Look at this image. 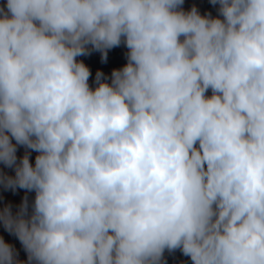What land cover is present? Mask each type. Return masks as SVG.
<instances>
[{"label": "clouds", "instance_id": "clouds-1", "mask_svg": "<svg viewBox=\"0 0 264 264\" xmlns=\"http://www.w3.org/2000/svg\"><path fill=\"white\" fill-rule=\"evenodd\" d=\"M209 2L0 0V264H264V0Z\"/></svg>", "mask_w": 264, "mask_h": 264}, {"label": "rangeland", "instance_id": "rangeland-1", "mask_svg": "<svg viewBox=\"0 0 264 264\" xmlns=\"http://www.w3.org/2000/svg\"><path fill=\"white\" fill-rule=\"evenodd\" d=\"M193 5H195L200 12L203 14L205 12H211L212 15H217L216 7H214L209 0H185L184 8L185 10L190 9ZM127 49L125 46L121 45L119 47H115L113 49H110L108 51V57L106 62L101 61V54L99 52H92L88 56H81L79 59L83 60L84 63L89 67L91 70V76L89 78L90 84H93L95 79V74L98 71V68L102 69L105 68V66H109L112 64L113 66H121L127 62L125 53ZM210 94V93H209ZM24 153L23 147L18 148L17 155L18 157L22 156ZM36 153H32L31 160L34 162V157ZM0 169H3L5 172H8L9 174H14L12 169L4 168L2 164H0ZM25 195L24 190L18 189L15 193H13L11 190H4L0 188V203H6L11 202L14 206L18 205L21 202L22 197ZM29 198L31 199L34 197V193H29ZM0 236H3L4 239L7 242H10L9 240L13 237L9 233H7L2 227H0ZM166 257L168 260V264H175L178 259L177 252L173 254H167Z\"/></svg>", "mask_w": 264, "mask_h": 264}, {"label": "trees", "instance_id": "trees-1", "mask_svg": "<svg viewBox=\"0 0 264 264\" xmlns=\"http://www.w3.org/2000/svg\"><path fill=\"white\" fill-rule=\"evenodd\" d=\"M114 68H121V66H113L112 64H110L109 66H105V68H98L99 71H102L105 76H109L111 75V71ZM11 244L15 245V247L18 249L19 253H20V258L21 259H25L26 258V254L24 253L22 246L20 245V242L13 236L10 240H9ZM177 255H178V259L176 260L177 262L175 264H191V261L187 258L184 257L178 250L176 251Z\"/></svg>", "mask_w": 264, "mask_h": 264}]
</instances>
